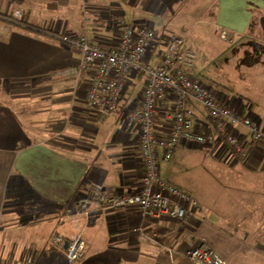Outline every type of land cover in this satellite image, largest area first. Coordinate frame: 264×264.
I'll return each instance as SVG.
<instances>
[{
  "label": "crops",
  "instance_id": "0c3cea01",
  "mask_svg": "<svg viewBox=\"0 0 264 264\" xmlns=\"http://www.w3.org/2000/svg\"><path fill=\"white\" fill-rule=\"evenodd\" d=\"M122 22L162 38L186 37L196 54L195 81L202 55L213 47L240 40L264 45V0H0V264H67L65 243L78 236L88 247L76 264H193L182 252L202 243L226 264H264V140L254 142L243 127L233 133L245 156H230L232 171L220 179L239 181L235 187L245 181V187L226 199L214 178L179 174L202 166L203 152L230 155L221 142L181 145L168 163L159 153L162 178L201 204L190 217L144 216L135 206L105 209L88 196L141 189L139 132L125 115L144 80L130 74L116 113L97 120L85 96L91 72L80 68L79 47L62 37L86 33L92 45L111 50ZM225 30L232 42L219 38ZM159 53L151 49L150 64L159 62ZM258 65L264 71V61ZM262 70L253 98L214 94L264 135ZM189 104L194 127L211 133L204 107ZM157 105L153 130L167 138L171 96ZM53 234L61 237L59 245L51 243Z\"/></svg>",
  "mask_w": 264,
  "mask_h": 264
},
{
  "label": "built area",
  "instance_id": "2783aa9c",
  "mask_svg": "<svg viewBox=\"0 0 264 264\" xmlns=\"http://www.w3.org/2000/svg\"><path fill=\"white\" fill-rule=\"evenodd\" d=\"M121 31L118 45L111 50L92 45L86 33L62 37V42L79 47L80 68L91 72L85 96L87 106L95 112L97 120L116 113L130 74H141L144 80L140 98L130 105L125 115L127 124L135 125L139 132L143 168L141 189L132 195L89 192L88 196L105 209L135 206L144 216L157 218L164 215L183 220L198 212L201 204L162 178L159 153L168 163L181 145L201 147L219 141L231 156L243 159L246 152L233 130L237 126L245 128L254 142L264 140V135L255 121L236 114L220 102L213 91L191 78L196 54L188 46L186 37L169 34L162 38L151 28L125 22L121 23ZM218 36L223 41H233L227 30L220 31ZM157 43L160 60L150 64L151 49ZM169 96L172 107L167 117L172 121V131L167 138H158L153 130L154 115L157 104ZM191 101L204 107L212 124L211 133L201 134L194 127L189 108ZM134 230L139 231V228ZM61 242V237L53 234L51 243L59 245ZM87 247L80 236L68 243L64 254L69 264L79 262ZM182 254L193 264H226L224 258L205 243L186 248ZM168 255L172 257L171 250Z\"/></svg>",
  "mask_w": 264,
  "mask_h": 264
},
{
  "label": "rangeland",
  "instance_id": "374dc122",
  "mask_svg": "<svg viewBox=\"0 0 264 264\" xmlns=\"http://www.w3.org/2000/svg\"><path fill=\"white\" fill-rule=\"evenodd\" d=\"M200 12L203 17L201 21L205 18L207 19L204 10ZM263 46L253 40L250 42L240 40L235 44L221 46L220 49L213 47L205 55H202L204 61L196 71V82L201 86L209 88L213 93H233L235 95L245 93L247 96L249 95V97L253 98L255 94L254 87L256 85L255 79L261 77L259 72L262 69L258 64H260V61H264ZM261 75H264L263 70ZM217 156L218 151H212V153L203 152V158H201L203 165L199 166V168L181 170L179 173L180 179L186 180V178H189L193 180L197 178L200 180L202 178H214L218 182V185H222L216 191L226 199V196L232 195L233 189L244 188L245 181H241L239 186L235 187L234 185H237L239 181L227 183L221 180L220 178L222 177L220 176L231 173L233 167L229 160L231 155H227V157L224 154L220 155V157ZM238 170L240 171V167H238ZM239 173L242 172L240 171ZM226 184H230V187H227ZM187 187L191 190L189 182ZM211 189L215 190L212 186ZM230 202H232V199ZM67 264H69L68 261Z\"/></svg>",
  "mask_w": 264,
  "mask_h": 264
},
{
  "label": "trees",
  "instance_id": "16d2710c",
  "mask_svg": "<svg viewBox=\"0 0 264 264\" xmlns=\"http://www.w3.org/2000/svg\"><path fill=\"white\" fill-rule=\"evenodd\" d=\"M158 46H159L158 43L154 45V51H155V50H157V51L159 50Z\"/></svg>",
  "mask_w": 264,
  "mask_h": 264
},
{
  "label": "water",
  "instance_id": "95a60500",
  "mask_svg": "<svg viewBox=\"0 0 264 264\" xmlns=\"http://www.w3.org/2000/svg\"><path fill=\"white\" fill-rule=\"evenodd\" d=\"M67 244H68V243L66 242V243H65V246H64V247H65V249H66V246H67Z\"/></svg>",
  "mask_w": 264,
  "mask_h": 264
}]
</instances>
